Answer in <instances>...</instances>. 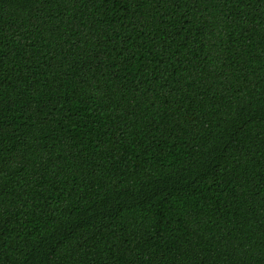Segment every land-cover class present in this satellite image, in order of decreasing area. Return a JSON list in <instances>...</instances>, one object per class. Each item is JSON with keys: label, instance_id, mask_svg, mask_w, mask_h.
I'll return each mask as SVG.
<instances>
[{"label": "trees", "instance_id": "1", "mask_svg": "<svg viewBox=\"0 0 264 264\" xmlns=\"http://www.w3.org/2000/svg\"><path fill=\"white\" fill-rule=\"evenodd\" d=\"M0 264H264V0H0Z\"/></svg>", "mask_w": 264, "mask_h": 264}]
</instances>
